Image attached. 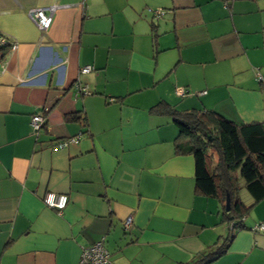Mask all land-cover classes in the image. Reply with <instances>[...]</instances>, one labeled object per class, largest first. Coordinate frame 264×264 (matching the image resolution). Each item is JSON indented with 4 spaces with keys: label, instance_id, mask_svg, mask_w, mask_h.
Listing matches in <instances>:
<instances>
[{
    "label": "crops",
    "instance_id": "1",
    "mask_svg": "<svg viewBox=\"0 0 264 264\" xmlns=\"http://www.w3.org/2000/svg\"><path fill=\"white\" fill-rule=\"evenodd\" d=\"M49 6L41 33L28 11ZM0 34L16 45L0 65V264H78L101 240L114 264L187 263L227 237L172 118L149 110L264 128V0H0ZM47 192L68 197L61 213ZM263 219L264 199L211 264H264Z\"/></svg>",
    "mask_w": 264,
    "mask_h": 264
},
{
    "label": "trees",
    "instance_id": "2",
    "mask_svg": "<svg viewBox=\"0 0 264 264\" xmlns=\"http://www.w3.org/2000/svg\"><path fill=\"white\" fill-rule=\"evenodd\" d=\"M5 38L0 34V39ZM9 51L8 43H0V65ZM149 112L169 116L178 130L177 153L194 160V190L197 195L214 199L221 206L223 221L229 234L222 241L198 252L190 262L176 264H211L227 251L250 209L264 199V128L262 123H234L209 110H176L161 101ZM67 120L84 122L79 114ZM238 171L242 184L233 173ZM244 190L251 197L245 205L239 198ZM229 198L226 211L225 199ZM264 220V219H263Z\"/></svg>",
    "mask_w": 264,
    "mask_h": 264
},
{
    "label": "built area",
    "instance_id": "3",
    "mask_svg": "<svg viewBox=\"0 0 264 264\" xmlns=\"http://www.w3.org/2000/svg\"><path fill=\"white\" fill-rule=\"evenodd\" d=\"M55 9L56 8L53 6L31 8L28 11V17L31 20V22L36 26V28L41 33H44L50 28L52 24ZM0 43L1 44L8 43L10 51H14L16 49V45L14 43H11L6 38L0 39ZM91 70L92 67L85 66L80 69V72L82 74H87ZM257 80L259 82H262L264 78L260 74H257ZM175 94L176 96L181 97L185 94V91L183 89H176ZM45 111H47V109H45ZM43 124H44V118L42 115L35 114L30 119V128L31 131L34 133L38 132L42 128ZM77 139L78 138L75 137L61 141L56 144V148L63 149L64 147H66L68 143H75ZM42 203L44 204L45 207L52 209L57 213H61V211L65 208V206L68 203V197L65 194L47 192L42 197ZM131 224H132V218L127 217L123 221V228L126 230L128 227L131 226ZM252 230L255 232H264V220L255 224ZM78 264H114V263L111 261L110 254L103 246V240H101L100 242H97L87 248H84L81 251Z\"/></svg>",
    "mask_w": 264,
    "mask_h": 264
},
{
    "label": "rangeland",
    "instance_id": "4",
    "mask_svg": "<svg viewBox=\"0 0 264 264\" xmlns=\"http://www.w3.org/2000/svg\"><path fill=\"white\" fill-rule=\"evenodd\" d=\"M233 175H234V177L237 179L238 183H239V184H242V181H241V179L239 178V173H238V171H235V172L233 173Z\"/></svg>",
    "mask_w": 264,
    "mask_h": 264
},
{
    "label": "water",
    "instance_id": "5",
    "mask_svg": "<svg viewBox=\"0 0 264 264\" xmlns=\"http://www.w3.org/2000/svg\"><path fill=\"white\" fill-rule=\"evenodd\" d=\"M225 206H226V211L229 210V198L228 196H226V199H225Z\"/></svg>",
    "mask_w": 264,
    "mask_h": 264
}]
</instances>
